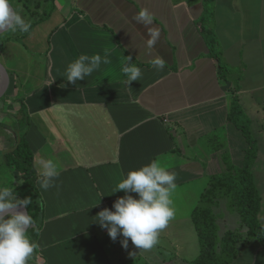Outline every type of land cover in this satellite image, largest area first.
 Wrapping results in <instances>:
<instances>
[{
	"label": "crops",
	"instance_id": "1",
	"mask_svg": "<svg viewBox=\"0 0 264 264\" xmlns=\"http://www.w3.org/2000/svg\"><path fill=\"white\" fill-rule=\"evenodd\" d=\"M27 5L31 19L22 16L30 30L0 34V62L10 75L0 96V186L18 183L4 152L23 134L43 201V224L35 237L28 232L38 246L28 264H191L200 253L192 220L198 199L213 176L246 163L250 144L230 117L233 104L249 125L264 112V0H27ZM141 8L152 14L151 25L133 19ZM149 29L160 32L152 48L146 46ZM105 49L111 63L76 84L63 77L79 55L103 56ZM129 55L142 76L128 86L121 69ZM156 56L166 61L162 71L151 67ZM250 133L262 210L253 170L262 160L260 143ZM49 158L59 162L61 172L45 191L37 182L36 161ZM152 161L176 176L175 216L152 249H138L130 239L124 247V238L113 240L95 216L125 195L111 192L130 170ZM220 201L213 207L220 235L246 231L238 212L225 198ZM252 239L239 254L253 242L250 261L264 264V246Z\"/></svg>",
	"mask_w": 264,
	"mask_h": 264
},
{
	"label": "clouds",
	"instance_id": "2",
	"mask_svg": "<svg viewBox=\"0 0 264 264\" xmlns=\"http://www.w3.org/2000/svg\"><path fill=\"white\" fill-rule=\"evenodd\" d=\"M133 19L145 26L153 23V16L147 8L139 9ZM30 28L31 22L26 21L12 7L10 0H0V33H26ZM148 35L150 38L146 41V46L152 48L159 39L160 32L158 29H149ZM109 63L110 52L107 49L103 56L81 54L68 65L63 77H66L69 84H76L92 75L101 64ZM150 63L156 71H162L166 66V61L159 56L154 57ZM121 71L128 86L142 76L141 69L132 64L131 55L126 57ZM36 166L37 182L46 191L59 177L61 166L53 158L40 159L36 161ZM175 181V174L156 161L130 170L111 192L123 190L125 195L117 197L112 209L105 207L100 210L94 221L106 228L113 240L121 235L124 247H127L130 239L136 248L150 250L159 243L160 232L175 216L171 199L177 187ZM14 189L13 186H0V264H28L38 247L28 235V230L34 227V219L28 211L23 210L29 207L32 198H18Z\"/></svg>",
	"mask_w": 264,
	"mask_h": 264
},
{
	"label": "trees",
	"instance_id": "3",
	"mask_svg": "<svg viewBox=\"0 0 264 264\" xmlns=\"http://www.w3.org/2000/svg\"><path fill=\"white\" fill-rule=\"evenodd\" d=\"M240 114L242 110L234 102L230 117L242 129L250 144L246 163L242 168L230 167V172L225 175L213 176L210 187L204 191L194 209L192 220L199 238L200 253L191 264H231L238 257L240 247L252 238L264 246V227L259 220L262 197L251 170L255 158V139L250 135L247 123L239 119ZM20 137L17 147L4 153V157L19 178L14 189L17 197L32 198L27 210L35 224L28 232L35 237L43 224V201L35 183L33 153L25 136L20 134ZM221 198L226 199L230 210L238 212L241 226L246 231L230 229L220 235L213 207L219 205Z\"/></svg>",
	"mask_w": 264,
	"mask_h": 264
},
{
	"label": "rangeland",
	"instance_id": "4",
	"mask_svg": "<svg viewBox=\"0 0 264 264\" xmlns=\"http://www.w3.org/2000/svg\"><path fill=\"white\" fill-rule=\"evenodd\" d=\"M12 2L14 4V5H12V7L17 12H19L24 17H25V15L28 14L29 19H31L30 8L28 7L27 2H25V0H12ZM220 10H223V8H220ZM20 34L21 33H19V32L15 33L16 36L17 35L19 36ZM13 36L14 35L12 34L7 39H11V37L14 38ZM232 36H233V33H232ZM245 56H247V55H245ZM244 115H245V119L249 120V117L245 113H244ZM263 123H264V112L260 111L257 119L255 120V125H251V123L249 125V123H247L248 124L247 127H248V129L251 128V129H249V132H250V130H252V133L254 134V136H256L259 139V143H260V148H258V151L261 150L262 160H260V159H259L260 161L258 160L259 163H257V165L255 166V168H253V170H254V176H256V179H258V183H260L259 188L261 189V193L263 195V201H264V126H262ZM250 135H251V133H250ZM199 201H200V199H198V202ZM221 207H223V209H225L226 206H224V202H223ZM236 218H237V216H236ZM259 220L264 227V203H263V208L259 214ZM230 227H234V226H230ZM252 240H254V239H252ZM253 248H254V244L252 242V244L249 247H246L245 249H243L242 254H239L238 257L236 259H234L231 264H252L254 261V258L250 261L249 252ZM262 249L264 251L263 247H262ZM259 264H261V262ZM262 264H263V262H262Z\"/></svg>",
	"mask_w": 264,
	"mask_h": 264
},
{
	"label": "water",
	"instance_id": "5",
	"mask_svg": "<svg viewBox=\"0 0 264 264\" xmlns=\"http://www.w3.org/2000/svg\"><path fill=\"white\" fill-rule=\"evenodd\" d=\"M0 70L3 73V79H4V81L2 83V87L0 89V96H1V95H3L6 92L8 86L10 84V75H9V72L7 71V69L5 68V66L1 62H0ZM20 141H21V137L18 135L17 145L20 143ZM17 145L15 147H13V148H10V149L6 150L4 153L13 151L17 147ZM23 210L24 211H28L27 208L23 209Z\"/></svg>",
	"mask_w": 264,
	"mask_h": 264
},
{
	"label": "bare ground",
	"instance_id": "6",
	"mask_svg": "<svg viewBox=\"0 0 264 264\" xmlns=\"http://www.w3.org/2000/svg\"><path fill=\"white\" fill-rule=\"evenodd\" d=\"M4 79H3V73L2 71L0 70V89L2 87V83H3Z\"/></svg>",
	"mask_w": 264,
	"mask_h": 264
}]
</instances>
